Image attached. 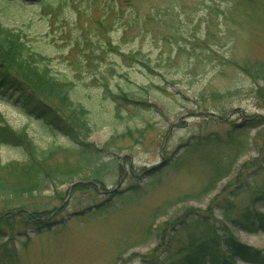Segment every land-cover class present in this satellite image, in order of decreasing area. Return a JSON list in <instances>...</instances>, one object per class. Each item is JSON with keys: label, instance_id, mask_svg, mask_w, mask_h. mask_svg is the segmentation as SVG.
I'll use <instances>...</instances> for the list:
<instances>
[{"label": "rangeland", "instance_id": "obj_1", "mask_svg": "<svg viewBox=\"0 0 264 264\" xmlns=\"http://www.w3.org/2000/svg\"><path fill=\"white\" fill-rule=\"evenodd\" d=\"M0 22L88 109L86 141L102 151L86 166L73 141L0 95V117L67 174L0 197L17 222L25 207L58 208L41 230L0 231V264H172L210 235L198 220L264 251V228L232 222L264 213V81L253 72L264 0H0ZM23 152L0 140V166Z\"/></svg>", "mask_w": 264, "mask_h": 264}, {"label": "trees", "instance_id": "obj_2", "mask_svg": "<svg viewBox=\"0 0 264 264\" xmlns=\"http://www.w3.org/2000/svg\"><path fill=\"white\" fill-rule=\"evenodd\" d=\"M37 56L40 60L45 58L31 50L20 31L6 27L0 22V95L14 96V100L20 104V110L41 118L54 132H60L73 141L76 144L75 148H78L84 157L86 166L101 162V149L86 141L92 130L88 109L69 98L65 84L58 82L46 65L41 66ZM253 72L256 80L264 81V65L254 66ZM53 98L58 99L60 103H54ZM0 140L5 144L21 146L24 149L22 160L7 162L0 166V173H3V176L12 174L17 178L14 182L17 185L12 186L11 182H4L2 180L4 177H0V197L33 193L40 189L42 178L52 181L58 175H67L59 174L55 169L44 166L54 151L40 150L27 133L13 130L2 117H0ZM213 162L218 163L216 159ZM213 166L216 173L218 170L214 163ZM220 172L221 169L218 173ZM93 173L97 179L98 176H102L100 170H94ZM59 181L63 183L65 180ZM78 186L83 185L78 184ZM256 200H263V197L258 196ZM57 209L54 207L50 210L41 208L31 210L25 207L24 211L18 214L22 217L19 222L21 221L28 228L41 230L44 224H49L45 216H51ZM6 215L5 212L0 211V219L2 218L0 231L4 230V233L13 236L17 233L16 226L19 222L5 218ZM232 222L244 230L257 232L260 228H264V213L248 211L241 220L234 218ZM194 226L202 228V233L210 235H206V241L200 240L190 247L182 258L172 264H236L237 258L264 264V251L241 243L232 232L222 237L217 235L212 224L199 220ZM221 245L222 248L226 246V249H222ZM6 255L10 257L7 252Z\"/></svg>", "mask_w": 264, "mask_h": 264}]
</instances>
